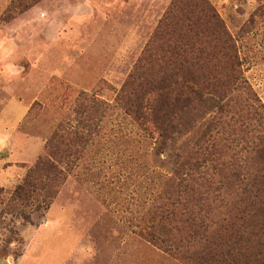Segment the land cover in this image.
<instances>
[{"label":"rangeland","instance_id":"374dc122","mask_svg":"<svg viewBox=\"0 0 264 264\" xmlns=\"http://www.w3.org/2000/svg\"><path fill=\"white\" fill-rule=\"evenodd\" d=\"M174 1L0 0V164L16 161L5 167L4 190L44 155L57 123L80 129L88 114L82 93L108 105L93 114L90 140L68 145L65 178L46 210L25 222L5 212L0 195V264H203L192 248H159L138 233L132 219L141 214L143 166L132 167L131 124L115 114L117 94L156 49ZM209 1L264 108V0ZM209 36L204 31L207 48Z\"/></svg>","mask_w":264,"mask_h":264},{"label":"trees","instance_id":"16d2710c","mask_svg":"<svg viewBox=\"0 0 264 264\" xmlns=\"http://www.w3.org/2000/svg\"><path fill=\"white\" fill-rule=\"evenodd\" d=\"M179 3L161 20L154 52L139 59L116 96L115 114L131 124L130 162L143 166L133 224L159 248H192L199 263L264 264V108L212 3ZM94 99L82 93L88 114L80 129L57 123L44 155L13 189L0 188L5 212L30 222L49 207L65 178L68 145L87 143L93 114L108 108Z\"/></svg>","mask_w":264,"mask_h":264},{"label":"crops","instance_id":"0c3cea01","mask_svg":"<svg viewBox=\"0 0 264 264\" xmlns=\"http://www.w3.org/2000/svg\"><path fill=\"white\" fill-rule=\"evenodd\" d=\"M0 157H2L1 154ZM7 165H16V161H4L2 164H0V187H3V177L5 176V167ZM13 184H16V181Z\"/></svg>","mask_w":264,"mask_h":264}]
</instances>
